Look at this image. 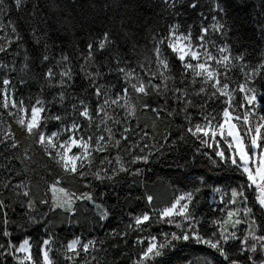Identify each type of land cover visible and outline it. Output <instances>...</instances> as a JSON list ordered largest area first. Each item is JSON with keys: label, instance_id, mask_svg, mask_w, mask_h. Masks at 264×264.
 Here are the masks:
<instances>
[{"label": "snow or ice", "instance_id": "obj_1", "mask_svg": "<svg viewBox=\"0 0 264 264\" xmlns=\"http://www.w3.org/2000/svg\"><path fill=\"white\" fill-rule=\"evenodd\" d=\"M186 2L193 9L200 6V0H161L172 16ZM209 4L212 15L208 20L200 14L198 32L195 25L185 28L174 22L161 32L153 28L151 47L146 42L142 48L145 37L134 0H91L79 5L81 11L65 0H44L43 8L41 0H0V56L13 57L0 60V71L6 73L0 78V264H55L50 253L63 256L64 264H97L93 253L105 242L74 236L54 248L50 217L62 211L71 224L80 202L85 212L107 221L116 206L106 202L107 193L96 194V183H119L121 174L133 177V184L144 183L143 199L152 206L156 197L147 193L148 166L174 164L183 169L200 158L209 173H233L236 183L209 184L211 176L201 175L188 190L173 185L175 194L166 206L130 212L128 222L108 235L127 247L129 236L138 233L132 241L137 250L129 256L131 264H167L165 257L182 247L207 248L223 264H264V51L256 64L247 50L234 52L227 42L228 22L220 15L227 9L220 0ZM94 7L107 14L93 13L92 19H85ZM97 21L101 28L93 33L91 26ZM21 25L31 37L32 49L26 47ZM86 27L83 48L78 39L70 47L52 39L53 33L75 36ZM258 27L264 33V24ZM144 52L149 54L141 62ZM81 78L84 83L78 85ZM30 83L37 91L19 95ZM213 103L220 109L208 111ZM138 108L157 119L161 113L182 117L179 134L172 138L168 133L153 142L139 124L132 127L129 122ZM190 109H196V115ZM52 123L57 127L49 131ZM13 124L30 144L17 138ZM185 148L191 155H176ZM31 149H39L63 173L84 180L87 191L76 194L56 180L45 181L46 192H41L29 175L35 170L28 163ZM110 149L116 150L114 156L98 158ZM205 191L213 203L218 198L222 205L210 209L219 216L199 211ZM34 227L43 233L38 244L28 234ZM153 227L158 230L153 232ZM184 262L201 264L196 258ZM202 264H208L207 259Z\"/></svg>", "mask_w": 264, "mask_h": 264}, {"label": "trees", "instance_id": "obj_2", "mask_svg": "<svg viewBox=\"0 0 264 264\" xmlns=\"http://www.w3.org/2000/svg\"><path fill=\"white\" fill-rule=\"evenodd\" d=\"M69 5L75 2L77 10L81 11L79 5L81 3H90L91 0H65ZM106 0H101V4L105 3ZM220 3L224 5L227 9L226 14H220L223 19H225L228 24L229 29L228 40L227 42L232 45L234 52H242L247 50L250 54L248 59L256 64L258 63V57L262 51H264V33H262L258 25L264 24V19L261 18V13L264 12V0H220ZM44 0H41V7L43 8ZM134 4L137 6L136 17L138 18V24L142 26L141 35L145 37L140 41L142 48L145 47L147 42V47H151L150 33L153 28L157 32L164 31L167 25L174 22H179L183 27L187 28L189 25H195L194 32L199 31V24L201 22V13L204 14L208 20L212 13L209 12V0H200V6L196 9H193L188 6V2L184 3L181 6L176 8V15L172 16L169 13L165 12L164 4L161 3V0H134ZM47 11V10H45ZM93 13L98 16L103 17L107 14V10L104 12L100 11L99 7H94L93 12H89L85 19H92ZM13 18H15V13H13ZM24 25H21V30L24 34V40L26 42V47L32 49V41L28 32L24 30ZM101 25L99 21L91 26V32L95 33L99 31ZM88 28H85V31L77 32L75 36L71 34L61 35L59 37L53 33L52 39L63 41L68 47L71 46L73 40L80 41V47L83 48L87 43L86 32ZM16 45L12 46V51L16 50ZM148 52H144L139 56L141 62L144 61L145 55H148ZM23 53L20 57L16 59L17 66L22 63ZM12 56H0V60L8 62L12 60ZM179 67V65H176ZM139 71V69H137ZM6 75L5 72L0 71V78ZM18 73H12L13 77L18 76ZM143 75V73H141ZM112 79V78H109ZM84 83L83 79H78L77 84L82 85ZM198 90V85H197ZM35 93L37 91V86L35 84H29L27 87H21L19 89V95H27L29 92ZM195 99H199L196 97ZM241 99L240 94H237V101ZM221 107L218 103H213L208 108V111H212L213 108L219 110ZM53 112L57 111L56 108L52 109ZM193 115H196V109H190ZM264 111V109H262ZM130 124L132 127H135L137 124L140 127L149 133L151 137H154V141H159L161 137L165 134L170 133L172 138H175L180 132V125L184 123L182 117H167L161 113V118L157 119L151 112H144L142 108H138L137 114L135 117L130 118ZM57 127L55 123L49 125V131ZM13 129L16 130V136L18 139L23 141V144L27 146L31 142L26 140L16 125L13 124ZM23 150V148H22ZM187 153L191 155V149L185 148L183 152L177 153V156L184 155ZM110 154L114 156L116 154L115 149H110L109 153H99L97 154L98 158L103 157L104 155ZM29 156L31 160L28 161L29 164L33 165L34 172L30 171L29 175L31 176L32 184L38 185L41 192H46L45 181L49 184L53 181L60 180L61 185L71 192L79 194L82 191H87L84 188V180H81L77 176L71 174L63 173L58 166L54 165L51 161L47 160L39 149H31L29 151ZM173 157L169 158L171 163ZM18 168L20 164L16 165ZM135 167V166H134ZM139 167L144 168L143 164H140ZM150 171L145 172V175L149 177L147 181V193L153 194L156 197L155 204L149 206L146 201L143 199L145 194L144 183L137 181L133 184V177L124 176L121 174L117 179L119 183H104L98 184L96 182V194L107 193L106 202L109 205H114L112 216L104 222H100L94 217L91 211L85 212L83 209L86 205L78 202V207L80 212L71 217L73 221L71 224L68 223L69 217L66 216L62 211L54 213L50 219L52 220L55 227L52 229L56 233L57 244L53 245L54 248L59 247L60 244L66 243L68 240L72 239L74 236H83L85 240L96 238L97 240H103L105 243L103 245H97V252L93 253L96 257L97 264H131L129 256L136 252V248L132 245V241L135 239V236L138 233H132L128 238V246L125 247L122 240L119 238H112L108 233L112 229L122 228L126 224L128 214L130 212L139 213L142 210H149L150 207H163L166 206L174 196L173 185L180 188L181 190H188L193 186L196 178L203 175L206 178L210 175L211 179L208 180L209 184H218V185H234L236 183L235 174L225 172H211L209 173L207 167L204 163L203 158H200L199 162L194 165L177 169L173 164L172 167H168L166 164H152L149 165ZM227 177H233L228 179ZM88 179H91L89 177ZM50 196V193L48 194ZM251 199V197H250ZM200 207L199 211L205 213L209 216H219V212H211L212 208H219L222 205L217 201L216 203L212 202V198L208 192H202L200 194ZM257 213V216L260 215L258 208L254 209ZM19 213V209H17ZM11 215V213H9ZM15 219V217H13ZM78 221V223H77ZM167 229V225L164 226ZM243 227V226H241ZM158 229L153 227L152 231L155 232ZM29 235L32 236L33 242L38 244L43 233L40 227H34L30 229ZM146 235V233H144ZM113 244H119V248H113ZM34 256L37 260H40V252L38 248L33 249ZM83 255V254H81ZM50 258L55 261V264H64L63 256L58 253H50ZM92 257L90 256L89 259ZM184 258H196L198 260L207 259L209 264H223L221 258L218 255H214L211 250L207 248H195L191 249L189 247H182L177 251L175 255L170 257H165L167 264H185Z\"/></svg>", "mask_w": 264, "mask_h": 264}, {"label": "rangeland", "instance_id": "obj_3", "mask_svg": "<svg viewBox=\"0 0 264 264\" xmlns=\"http://www.w3.org/2000/svg\"><path fill=\"white\" fill-rule=\"evenodd\" d=\"M261 104L264 105V100H261ZM50 131H51V130H50ZM59 187H63V188H65V187H64L63 185H61V184L59 185ZM65 189H66V188H65ZM67 190H68V189H67ZM68 191H69V190H68ZM217 201H218V198H217ZM218 202H219V201H218ZM199 261H201V264H202V262H203L204 260H201V259H200ZM208 264H209V263H208Z\"/></svg>", "mask_w": 264, "mask_h": 264}]
</instances>
